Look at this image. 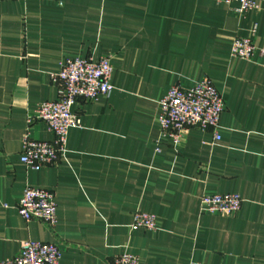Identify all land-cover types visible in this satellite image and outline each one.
I'll list each match as a JSON object with an SVG mask.
<instances>
[{
    "label": "crops",
    "instance_id": "1",
    "mask_svg": "<svg viewBox=\"0 0 264 264\" xmlns=\"http://www.w3.org/2000/svg\"><path fill=\"white\" fill-rule=\"evenodd\" d=\"M239 14L223 0H0V260L24 240L54 243L60 264H264V0ZM251 38L249 61L230 56ZM109 55L111 92L72 105L79 126L52 165L20 162L38 103L53 100L49 74L65 59ZM209 78L223 99L218 140L189 129L179 145L160 135L158 101L171 85ZM156 147L159 151L156 152ZM26 187L50 191L56 223L24 222ZM204 193H237L232 215L200 210ZM135 211L156 228L131 227Z\"/></svg>",
    "mask_w": 264,
    "mask_h": 264
},
{
    "label": "built area",
    "instance_id": "2",
    "mask_svg": "<svg viewBox=\"0 0 264 264\" xmlns=\"http://www.w3.org/2000/svg\"><path fill=\"white\" fill-rule=\"evenodd\" d=\"M226 5L236 3L234 9L239 14L258 8L257 0H223ZM251 38H234L230 43L232 58L249 61L255 52ZM264 54V47L260 50ZM112 67L110 56L105 55L97 61L83 58L65 59L57 71L49 74L57 86V96L45 100L26 115L27 126L35 121L43 122L51 132L49 140L31 137L26 130L21 138L20 162L33 170L55 164L66 150L68 130L79 126V118L72 111L78 100H94L98 95H108ZM224 103L212 81L203 77L189 87L171 85L158 101L157 119L160 135L171 140L177 147L189 129L211 131L213 139L220 138L217 128ZM159 149L156 147V152ZM241 198L237 193H204L200 197V210L208 213L232 215L239 210ZM17 213L24 221L37 219L48 226L56 223V203L53 194L43 188L26 187L17 201ZM131 227L147 230L156 228L153 213L135 211ZM61 250L58 245L39 240H24L19 252L10 258L0 260V264H60ZM113 264H139V257L131 252L116 254ZM189 264H203L190 262Z\"/></svg>",
    "mask_w": 264,
    "mask_h": 264
}]
</instances>
